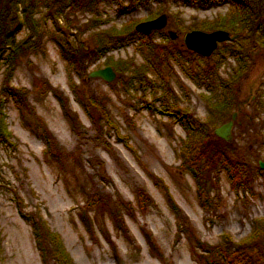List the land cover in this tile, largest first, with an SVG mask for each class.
I'll list each match as a JSON object with an SVG mask.
<instances>
[{"label":"rangeland","instance_id":"374dc122","mask_svg":"<svg viewBox=\"0 0 264 264\" xmlns=\"http://www.w3.org/2000/svg\"><path fill=\"white\" fill-rule=\"evenodd\" d=\"M45 7L33 15L36 48L19 57L10 75L0 62L1 116L11 133V144H0V264H57L52 235L71 264H226L227 256L237 264H246L243 256L264 264V177L256 172L264 162L263 36L249 33L256 24L229 32L232 38L218 43L207 62L167 52L184 49L196 58L184 35L210 31L219 18L239 22L240 5L164 0L121 13L116 0H97L62 13L57 4L56 20ZM241 7L247 14L249 5ZM162 13L166 26L149 36L157 55L144 42L90 55L123 28L135 31ZM27 27L23 22L17 41ZM65 41L77 59L87 52L84 67L64 58ZM116 63L127 68L112 81L89 76ZM202 66L213 68L208 80H201ZM136 70L144 72L143 82L133 77ZM226 81L238 93L224 106ZM165 96L167 108L159 100ZM233 111L231 138L223 140L213 130ZM203 128L251 173L233 180L210 148L200 150Z\"/></svg>","mask_w":264,"mask_h":264},{"label":"trees","instance_id":"16d2710c","mask_svg":"<svg viewBox=\"0 0 264 264\" xmlns=\"http://www.w3.org/2000/svg\"><path fill=\"white\" fill-rule=\"evenodd\" d=\"M67 1V3L64 4V2ZM127 3H123V1L116 0L118 2V8L121 13H125L127 11L135 10L140 6H144L148 4L150 1H154L157 3H160L164 0H125ZM186 4L189 5H199L201 7H210V6H218L222 5L225 2L230 5H240L239 12H234L237 19H239V22L234 23L233 21L229 20H221L216 19L211 26H208L209 30L214 29H223L227 30L228 32L237 33L238 29H240L243 26H247L248 30H251L250 25H257L256 30L250 31L249 33H255L259 32L260 37L264 40V0H255V4L253 5L249 0H180ZM97 0H0V62H5L7 69L10 71L13 70V68L17 65V62L19 61V57L21 55H24L26 52L30 50H34L37 46L38 40H37V34H36V21L34 20V12L35 9L38 7V5H44L46 6L45 9L47 10V15L49 16L51 20H56L57 13L55 12L54 6L57 4H60V7H58L60 10V13L64 12V9L67 8L69 11L71 10H77V9H88L89 7H92ZM249 5V11L247 14H245L243 11H240L242 9L241 6ZM20 8V14L18 13V9ZM251 11V13H249ZM68 12V11H67ZM56 14V15H55ZM234 17V18H236ZM232 20V19H231ZM25 22L28 26L29 33L26 37L23 39L17 41L16 39V33L18 30H20V26L22 28V23ZM239 26V27H238ZM258 29V30H257ZM120 36H114L111 38L105 45L100 43L93 47L92 51L90 52V55L94 58H101L105 55L106 52L110 51L114 47H121V46H127L134 42H144L145 45L151 46L149 47V50H151L154 55H157V49L154 52L153 48V42L151 41L150 35H144L142 33H138L136 30L134 31L133 28H123L120 32ZM251 36V35H250ZM136 37V39L134 38ZM167 38V36H166ZM65 43H61V51L62 55L66 60H68L71 64L75 65L76 67H84L85 65V55L86 51L82 50L83 52H80L82 54L80 59H77L79 56H74L71 52L75 53L77 51H72L73 49H68ZM158 45H156L157 48ZM161 50H164L165 47H161ZM168 49V48H167ZM71 51V52H70ZM167 51V50H166ZM190 51V50H189ZM170 55V58L177 59L179 55L181 54L182 57L187 58L189 61L194 60L196 61L201 60V62H207L206 58L194 51L196 53V58H194V54L184 50V49H175V51H167ZM235 54L234 57L237 58V60L241 57V54L239 55L238 50L233 51ZM85 53V54H84ZM163 53V52H162ZM173 53V54H172ZM80 54V55H81ZM152 63V61H150ZM200 62V61H199ZM110 65L111 64H107ZM206 66V65H204ZM202 66V77L201 80H205L208 77L211 76L213 72V68L210 67L208 69L207 67ZM115 72H124L126 68L123 69V66H120L118 63L113 64L111 66ZM156 71V70H155ZM157 72V71H156ZM192 72V70H191ZM142 70H136L134 72L133 77L139 78L141 82L144 81V75ZM136 75V76H135ZM192 80L196 82L193 78V75H190ZM200 78V77H199ZM208 80V79H207ZM230 81V80H229ZM226 81L224 83L225 90L223 91L221 100H219L220 104H223L224 106H227V104L231 103L233 100V94L238 93V89L232 88L231 89V82ZM5 86V85H4ZM209 88V87H208ZM236 89V91H235ZM235 91V92H234ZM3 93L10 94V89L5 86L3 89ZM161 98V99H160ZM159 100L161 102V106H165L164 108H167L169 104L167 105L168 97H160ZM235 99L238 98V95L234 97ZM166 100V101H165ZM3 101L0 100V144H11V133L7 129V125L3 119V115L1 116V106ZM82 104V103H81ZM83 105V104H82ZM84 107V105H83ZM86 109L85 111L87 114L91 115L90 111L88 110L87 106L84 107ZM232 114V113H231ZM230 114V115H231ZM251 124V123H250ZM191 127V130L194 132L193 135L197 136V130L196 126L197 124L190 122L188 124ZM202 131V132H201ZM200 132L202 133V139L198 140L197 142L201 144L203 141L204 144L200 146V150H202L204 146V150L206 148H210L211 152L213 153V157L216 158V162L220 165H222L230 174L233 180L238 179V177L249 175L250 165L243 160H235L234 158H231L228 156L223 150H221L218 147V144L212 140V136L210 135L209 131L203 128ZM49 136V135H48ZM50 137V136H49ZM49 143L54 144L51 138L48 139ZM197 143V144H198ZM199 146V145H198ZM228 146V145H226ZM198 152V151H197ZM194 153H190V155H193ZM198 155L196 156L197 159ZM213 161L212 158H209ZM211 160H208V162H211ZM212 163V162H211ZM199 168L198 169H191L190 174L193 175V178L195 181H198V187H200L199 183ZM256 172L259 174V176L264 177V168H261L260 165L256 167ZM239 180V179H238ZM169 206L173 208V202L170 199V197H167ZM33 230L35 232V235L39 238V233L35 228V223H31ZM43 232L41 233V235ZM52 246L55 245V249H53V255L57 262V264H71V261L63 251V248L61 247L60 241H58L57 236L52 235V238L50 239ZM0 248H1V240H0ZM256 253V250L254 251ZM234 253H237V251H234ZM227 254V253H226ZM226 254L223 255V257L226 256ZM246 260V264H254L251 257L243 256ZM224 261V258L222 259ZM226 264H237L235 259H231L230 256L225 258Z\"/></svg>","mask_w":264,"mask_h":264},{"label":"water","instance_id":"95a60500","mask_svg":"<svg viewBox=\"0 0 264 264\" xmlns=\"http://www.w3.org/2000/svg\"><path fill=\"white\" fill-rule=\"evenodd\" d=\"M167 15L162 13L159 16L139 22L135 26V30L143 34H151L155 30L163 29L167 24ZM168 35L171 39H175L177 34L175 31L169 30ZM232 38V37H231ZM229 32L222 29L212 31H203L194 29L184 35V44L187 49L195 51L202 56H209L217 47L219 42L231 39ZM91 77H99L106 81H112L115 77V71L110 66L93 70L89 73ZM236 118V112H233L231 119L214 129V134L224 140L231 138V128ZM260 166L264 168V163L260 162Z\"/></svg>","mask_w":264,"mask_h":264}]
</instances>
